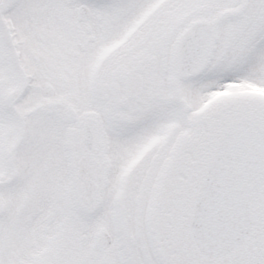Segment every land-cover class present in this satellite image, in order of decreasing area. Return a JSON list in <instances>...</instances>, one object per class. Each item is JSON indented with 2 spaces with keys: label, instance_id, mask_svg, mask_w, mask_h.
I'll use <instances>...</instances> for the list:
<instances>
[{
  "label": "snow or ice",
  "instance_id": "6c2138e0",
  "mask_svg": "<svg viewBox=\"0 0 264 264\" xmlns=\"http://www.w3.org/2000/svg\"><path fill=\"white\" fill-rule=\"evenodd\" d=\"M0 264H264V0H0Z\"/></svg>",
  "mask_w": 264,
  "mask_h": 264
}]
</instances>
